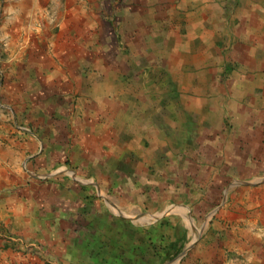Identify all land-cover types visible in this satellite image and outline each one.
I'll return each mask as SVG.
<instances>
[{
    "label": "rangeland",
    "instance_id": "obj_1",
    "mask_svg": "<svg viewBox=\"0 0 264 264\" xmlns=\"http://www.w3.org/2000/svg\"><path fill=\"white\" fill-rule=\"evenodd\" d=\"M201 1L213 13L202 27L194 12ZM100 4L107 13L91 20L96 47L80 52L76 60L80 70L90 73L85 95L48 98L56 110L60 100L69 102L67 118L60 117L56 129L58 145L51 144L59 159L50 170L70 181L74 195L45 203V228L61 240L68 264H167L170 260H162L167 242L175 237L174 258L188 250L170 264L226 263L227 251L214 247V223L226 222L233 229L244 218L250 233L264 232L259 222L251 225L264 199L256 188L264 185V113L244 120L238 111L213 113L219 104L216 89L208 90L205 79L198 82L197 73L204 75L212 67L201 60L223 55L211 51L213 30L224 24L221 11L231 13L237 1ZM200 37L203 43L195 47ZM223 70L230 74L235 69L228 64ZM209 97V104L202 103ZM241 100L234 97L225 104ZM46 111L26 118L42 125L45 121L48 128L41 131L51 138L52 114ZM24 118H16L23 128L19 131H31ZM249 121L256 122L250 126ZM190 148L202 153L196 156ZM122 163L126 166L118 176L115 167ZM218 174H223V185L214 187ZM230 185H236V194L225 191ZM85 196L91 199L87 205L80 201Z\"/></svg>",
    "mask_w": 264,
    "mask_h": 264
},
{
    "label": "crops",
    "instance_id": "obj_2",
    "mask_svg": "<svg viewBox=\"0 0 264 264\" xmlns=\"http://www.w3.org/2000/svg\"><path fill=\"white\" fill-rule=\"evenodd\" d=\"M235 1L232 14L221 8L218 16L224 13V24L212 34L211 51L223 55L201 60L212 67L204 75L201 71L197 74L198 82L205 79L202 84L208 90L216 89L213 95L218 96L215 102L219 104L212 107L213 113L238 111L244 120L249 114L264 113V0ZM101 2L104 0H0V264H68L64 247L59 246L61 240L52 237L42 218L49 211L45 203L58 202L60 195L69 194L70 181L50 168L59 159L58 149L51 147L58 145L59 118L66 119L70 107L68 101L60 100V109H52L48 98L85 95L90 73L80 70L76 60L81 58L80 52L96 47L92 41L96 44L98 36L91 38L96 27L91 26V20L106 17ZM196 5L194 12L202 27L213 13L207 12L202 1ZM214 9L218 12L217 7ZM211 23L216 25L214 19ZM202 43V37L199 41L195 38V47ZM220 44L226 45L224 49H219ZM228 64L235 69L230 74L223 70ZM234 97L242 99L240 105H227L226 100ZM211 99L202 103L209 104ZM44 110L52 114L51 138L41 131L48 128L45 121L42 125L26 118ZM23 117L31 131H19L23 128L18 127L16 118ZM255 122L249 121L248 125ZM191 151L196 156L202 153L199 148H190ZM40 175H46L48 180L39 181ZM222 175H217L214 187L220 182L223 185ZM235 186L230 185L225 191L236 194ZM256 188L264 195V185ZM260 202L258 218L251 225L255 227L259 222L264 231V199ZM43 206L46 211L39 213ZM237 221L238 228L233 229L226 222L212 225L215 249L227 251L226 263L212 264H264V232L250 233L244 227V218ZM4 244L8 247L4 248Z\"/></svg>",
    "mask_w": 264,
    "mask_h": 264
},
{
    "label": "trees",
    "instance_id": "obj_3",
    "mask_svg": "<svg viewBox=\"0 0 264 264\" xmlns=\"http://www.w3.org/2000/svg\"><path fill=\"white\" fill-rule=\"evenodd\" d=\"M124 166H126L125 164H121V165H118V166H116L115 167V173L118 175V176H120L121 174H122V171H124ZM121 169H122V171H121ZM120 170V171H119ZM80 188H81V186H79ZM83 189V188H82ZM68 191H69V194H73L74 195V193H72V188L70 187V188H68ZM78 191V190H77ZM77 195H78V193H77ZM93 197H94V195H92ZM88 196H85L84 198H80V201L82 202V204L83 205H87L86 203H87V201H90L91 202V199L89 200L88 198H87ZM93 197H92V199H93ZM147 231H149V230H147ZM133 237V236H132ZM172 239H170L168 242H167V254L165 253V257H163V261L164 260H171V259H173L174 258V256L176 255V251H174V252H172V249L175 247V245H177V242H178V238L177 237H175L174 238V241H171ZM8 247V245L7 244H4V248H7Z\"/></svg>",
    "mask_w": 264,
    "mask_h": 264
},
{
    "label": "water",
    "instance_id": "obj_4",
    "mask_svg": "<svg viewBox=\"0 0 264 264\" xmlns=\"http://www.w3.org/2000/svg\"><path fill=\"white\" fill-rule=\"evenodd\" d=\"M241 184H246V182H244V183H241ZM248 184H255V183H248ZM214 211H216V209L214 210ZM213 211V212H214ZM188 249H185V250H183L182 252H180L174 259H172V260H170L167 264H170L171 262H173L174 260H176L178 257H182V256H184V254L186 253V251H187ZM179 258V259H180Z\"/></svg>",
    "mask_w": 264,
    "mask_h": 264
}]
</instances>
